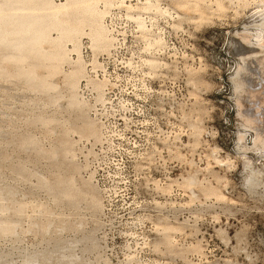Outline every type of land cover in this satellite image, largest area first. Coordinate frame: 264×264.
I'll list each match as a JSON object with an SVG mask.
<instances>
[{"label":"rangeland","instance_id":"1","mask_svg":"<svg viewBox=\"0 0 264 264\" xmlns=\"http://www.w3.org/2000/svg\"><path fill=\"white\" fill-rule=\"evenodd\" d=\"M149 1L156 9L153 40L143 41L122 5L104 18L113 36L110 53L81 39L85 75L78 94L98 129L96 139L69 130L65 120L74 115L62 97L51 102L55 91L48 96L0 77V203L8 186L15 201L26 204L18 237L0 234L8 264H27L24 257L28 264H55L56 253L48 256L46 247L67 215L61 236H80L77 223L93 234V241L74 248L79 259L72 264H264V143L253 142L257 133L264 136V93L262 104L237 99L229 81L245 60L264 55L256 38L264 0H221L219 9L216 0ZM253 70L260 90L264 74ZM251 107L259 111L255 128ZM42 115L55 116V124ZM24 137L36 138V145L22 148ZM62 137L73 141L79 177L95 188V210L89 197L55 207L53 195L37 186L41 173L55 178L58 167L47 151ZM251 173L252 188L246 184ZM185 176L193 177L192 185ZM6 211L0 218L13 209ZM52 211L56 219L46 233ZM30 220L38 226L30 229ZM30 250L38 253L32 262Z\"/></svg>","mask_w":264,"mask_h":264},{"label":"bare ground","instance_id":"2","mask_svg":"<svg viewBox=\"0 0 264 264\" xmlns=\"http://www.w3.org/2000/svg\"><path fill=\"white\" fill-rule=\"evenodd\" d=\"M99 1L100 0H60L56 2L55 0H0V77H13L12 80L18 81L19 83L23 82L27 88L39 90L46 95L51 91H55V95H50L51 102L56 103L59 97H62L66 100V107L69 112L71 111L74 115L72 118L69 117L65 120L67 124L70 125L69 130L79 137L86 136L89 138L92 136L95 139L98 137V129L95 122L90 119L87 114L86 101L78 94L80 79L85 75V67L80 51L82 37L87 36L90 39L91 47L94 51L106 50L109 48L107 53H110L113 48V36L111 35L109 27L105 24L104 18L115 5L124 6L127 10L126 12H128L127 16L136 22L138 32L143 38V41L153 40L156 36V34L153 35V30L151 29L153 27V11L156 12V9L150 5L151 3H148V0H137L135 3H132L131 0H103L100 6ZM149 2H151V0ZM188 3L190 4V2H187V4ZM216 3L217 6H215L218 9L221 8V0H216ZM184 4L186 3L184 2ZM134 10L138 11L134 13ZM131 11L135 16L132 15ZM256 26L259 27L258 29H261L259 30L261 32H257L258 34L256 35L257 42L259 43H257V45H259V51L257 52L263 53L264 17ZM71 52H74L76 58L70 57ZM257 52L255 53L257 54ZM249 53L252 55V52ZM254 55H252V57ZM257 56H259V54L256 55L258 62H253V57L252 60H249L251 58H249L248 61L245 60L244 65H239L236 73L229 78V81L233 84L235 94L238 96L237 99H239V97L242 98L243 95L246 101L248 98L251 100L253 98L255 101H259L260 104H262L260 100L262 99L261 95L264 93V88L260 90L255 88L256 85H254V82L257 83L258 81L256 80L257 77L253 69L258 67L261 73L264 74V55L261 56L260 59L259 57L257 58ZM248 57L250 56L247 55V58ZM65 64L69 66L68 70L63 69ZM86 65L96 67L98 66V62L97 64L89 62V64L87 63ZM60 74H62L63 87H59V82L57 81V77ZM236 101L237 104L240 106L242 105L240 101ZM239 105L238 108L240 110L241 108ZM242 109L244 110L245 108L242 107ZM239 110L238 112L240 114ZM250 110H252V107ZM257 112L259 111L256 109L252 110L253 116L251 115L249 117L253 123L255 122L254 128L258 125H256V122L259 120L256 115H254ZM240 115L243 116L242 113ZM40 118V120L47 125L55 124L57 119L55 116L51 115H42ZM244 119H246V117H244ZM52 130L54 133V128ZM262 137L264 136H262L261 133H257L253 141L254 145L260 143L263 145L264 142ZM238 139L241 144H244L241 134ZM20 142L22 148L27 149L31 144L36 145V138L24 137ZM47 154L48 157L52 159V162L57 165L56 167H58V169L54 172V179H50L48 175L41 173L37 186L44 187L48 193L53 195L55 207H58L63 200H66L67 203L72 205H76L78 204V202L75 203L77 197L79 199H86L89 197L88 205L92 210H95L98 204L96 191L90 181L84 180L78 175L79 167L73 162V141L68 137H62L59 139L58 143L52 144ZM59 156H61V161L58 160ZM253 177L254 175L250 176L247 180L249 183L245 182L249 184L250 188L256 183H254L255 177L254 179ZM184 181L192 185L194 180L193 177L190 176L184 178L183 182ZM4 195L5 196L2 198L5 197L7 201L0 203V210L8 211V209L12 208L13 211L11 214L6 211L9 215H3L4 213H1L0 234L3 236L15 235L18 237L17 230L21 222V213L26 204L23 205L22 200L21 202L15 201L17 199L14 198L15 193L11 187H6ZM53 215L54 212H50L45 225H43L44 232L46 233L52 231L53 221L56 219V216ZM69 217L68 215L64 216L60 219L59 224L54 226L55 230L53 232L56 233V241L51 247H46L48 256L56 253L55 264H72L74 260L79 259L77 258V254L75 256L73 252L74 248L78 244L80 245V243H85L87 240L93 241V234L84 233V228L80 223H77L75 227L77 231L81 232L80 236L71 238L61 236L66 228L65 224L68 222L67 220ZM37 226V222L31 221L29 228L31 229ZM27 251L25 250L24 252ZM24 252L23 255L25 254ZM36 254L38 253L31 251L30 253L28 252L27 256L29 260L30 258L37 259L38 255ZM24 258L27 259L25 263L28 264V258ZM8 263L9 260L7 255L0 254V264Z\"/></svg>","mask_w":264,"mask_h":264}]
</instances>
